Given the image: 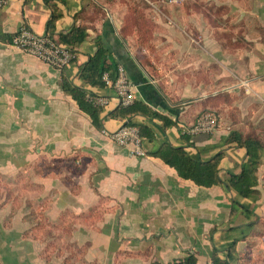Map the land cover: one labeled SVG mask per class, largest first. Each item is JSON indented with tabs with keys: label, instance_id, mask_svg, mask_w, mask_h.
I'll return each instance as SVG.
<instances>
[{
	"label": "crops",
	"instance_id": "1",
	"mask_svg": "<svg viewBox=\"0 0 264 264\" xmlns=\"http://www.w3.org/2000/svg\"><path fill=\"white\" fill-rule=\"evenodd\" d=\"M63 1L54 2L61 13L55 35L74 25L85 26L87 32L74 60L65 66L72 83L80 86L78 68L95 53L92 40L98 35L131 81L134 101L173 124L163 126L142 115L114 119L108 116L118 107L112 89L85 87L87 93L110 101L102 114L104 132L99 131L59 87L58 69L0 41V174L14 181L25 175L27 193L36 188L39 195L34 198L43 202V216L51 224L73 220L57 240L74 251L71 256L60 248L56 255L43 257L42 250L55 237L20 236L29 224L17 216L13 236H0V264H169L188 252L195 254L196 264H210L212 248L224 259L223 237L237 236V231H248L249 237L237 244L234 259L246 251L264 256V13L251 12L259 10V1L246 9L240 0H208L229 8V25H211L202 15L184 10L178 15L170 9L173 26L156 21L161 45L175 57L171 76L163 78L153 77L134 58L119 37L117 12L107 3ZM97 8L105 15L101 21L95 19ZM50 14L43 0H6L0 8V33L14 37L25 26L42 36ZM250 17L259 25L238 24ZM206 112L216 117L214 131L190 135ZM128 121L153 135L152 140L140 138L142 155L109 136ZM233 131L257 137L263 150L253 188L257 194L239 199L251 212L248 218L241 212L230 218L233 192L222 185L196 186L151 155L161 144L182 148L199 161L220 152L217 175L224 180L239 174L246 160L243 148L226 143ZM248 224H253L250 230Z\"/></svg>",
	"mask_w": 264,
	"mask_h": 264
},
{
	"label": "trees",
	"instance_id": "2",
	"mask_svg": "<svg viewBox=\"0 0 264 264\" xmlns=\"http://www.w3.org/2000/svg\"><path fill=\"white\" fill-rule=\"evenodd\" d=\"M28 0H25V3ZM64 3L63 0H60ZM44 4L50 8L51 14L45 24V35L54 37L55 41L65 47L70 53L76 55V48H78L87 38L86 27L83 25H74L67 33L55 35V23L60 18L61 13L56 10L54 6L55 0H43ZM78 15H75L76 19ZM126 29V27H125ZM131 30V29H130ZM125 32V31H124ZM13 36H5L0 33V41L11 43ZM119 37L125 43L126 38L119 30ZM92 44L95 48V53L88 58V60L79 66L77 78L80 86H76L69 79L68 72L65 66L57 68L60 71L59 87L61 90L71 97L78 109L87 114L90 118L91 124L99 131L104 132L102 126L103 108L93 105L86 99L88 94L85 87L104 88L105 85L102 81V75H108L111 81L116 78L118 64L113 56L103 47L101 38L97 35ZM72 59V61L74 60ZM134 58L143 66L138 57ZM133 115H142L150 119H158L162 122L163 126H171L173 123L165 117L147 108L140 102L134 101L127 107L118 106L108 116L117 120H127ZM123 125L136 127L138 136L140 138L147 137L152 140L153 135L143 125H136L132 122H126ZM227 144H234L236 147L243 148L246 152V160L242 165L241 171L237 175H228L224 180L219 179L217 175V167L222 157V153H217L207 161H199L192 159L182 148H174L168 144H161L151 155L159 158L165 165L173 168L178 177L184 180H189L196 186L209 188L214 185H222L227 191L234 193L230 200V218L236 212H241L248 218L251 212L239 203V199L251 198L257 194L253 188L257 184V168L260 165V160L263 155L262 146L257 137L246 136L243 137L239 132L233 131L230 133L226 140ZM253 224H248V230ZM239 229L228 228L227 232H235ZM69 228H64L63 232H68ZM217 231L214 228L210 232L209 241L213 238V233ZM249 237V233L240 231L237 236H224L226 257L223 259L218 255L216 247L212 248L210 264H241V260L234 256L236 255V246L239 242L244 241ZM158 264V263H154ZM169 264H196V256L194 253L188 252L187 256L180 260H175Z\"/></svg>",
	"mask_w": 264,
	"mask_h": 264
},
{
	"label": "rangeland",
	"instance_id": "3",
	"mask_svg": "<svg viewBox=\"0 0 264 264\" xmlns=\"http://www.w3.org/2000/svg\"><path fill=\"white\" fill-rule=\"evenodd\" d=\"M240 1L243 4L241 8H254L255 0ZM258 1L259 6L257 9L259 10H251V12L255 15H259L260 13L262 15L264 13V0ZM103 2L116 10L120 26L119 30L122 33L123 29L125 41L129 44V48L147 66L149 73L155 78H163V75L171 76L172 72V62L175 57L170 56L168 49L161 45V38L157 34L156 25L157 22L174 25L172 20H170L168 12L170 9L173 10L172 12H178V15H180L179 11L183 10L187 15H202L211 25L233 24L232 19L231 21L225 19L229 10L225 4L217 6V4L208 0H181L178 4L173 5H170L165 0H103ZM94 12L97 21L105 18L101 8H97ZM180 18L178 17L177 20H180ZM251 18L254 17L243 18L238 24L252 21L251 24L255 23L259 25L258 21ZM183 30L185 32V29ZM188 36H192V34L188 33ZM262 37V41L264 42V33ZM248 132L250 133L251 131ZM247 135L252 136L251 134ZM54 165L58 166L59 164L55 163ZM28 182L29 180L25 175L17 177L14 181L13 176L6 177L0 174V236H13V223L15 218L19 216L22 222L29 224L28 228L24 229L20 236H33L41 240L46 236L55 237V240L47 244L42 250L43 257L56 255L57 250H60V248H62V252L64 250L68 253L72 252L71 256H73L74 251L72 248L68 244L63 245L57 240V236H65L64 232L59 231V229H70L73 220L67 218L66 220H62L63 223L60 224L48 222L43 216V210L41 209L43 202H37L34 198L39 195L36 193V188H33L34 192L27 193ZM260 231H264V221H262ZM239 259L241 260V264H261L264 256H261L259 253L252 255L249 251H246ZM67 264H76V262L69 261Z\"/></svg>",
	"mask_w": 264,
	"mask_h": 264
},
{
	"label": "built area",
	"instance_id": "4",
	"mask_svg": "<svg viewBox=\"0 0 264 264\" xmlns=\"http://www.w3.org/2000/svg\"><path fill=\"white\" fill-rule=\"evenodd\" d=\"M170 5L178 4L181 0H165ZM6 4V0H0V8ZM11 44L19 50L31 54L42 62L59 68L68 65L74 55L65 47L59 45L54 37L48 35L37 36L25 26H22L12 38ZM102 81L106 88H111L117 106L127 107L134 102L133 85L126 77L122 67H117L116 78L111 81L107 74L102 75ZM86 99L93 105L105 109L109 105V99L102 96H95L90 93ZM216 117L211 112L202 114L189 130L190 135L208 134L214 131ZM111 140L122 147L133 146L135 155H142L140 149L141 140L136 127L121 125L117 130L109 134Z\"/></svg>",
	"mask_w": 264,
	"mask_h": 264
}]
</instances>
